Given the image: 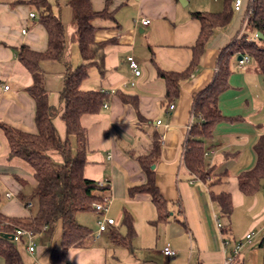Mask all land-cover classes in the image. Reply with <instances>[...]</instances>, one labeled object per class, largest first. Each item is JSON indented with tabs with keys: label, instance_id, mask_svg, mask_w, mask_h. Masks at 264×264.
<instances>
[{
	"label": "crops",
	"instance_id": "1",
	"mask_svg": "<svg viewBox=\"0 0 264 264\" xmlns=\"http://www.w3.org/2000/svg\"><path fill=\"white\" fill-rule=\"evenodd\" d=\"M19 1L28 0H0V213L28 220L35 213L31 200L34 171L26 161L10 156L9 141L1 124L37 133L36 103L27 92L33 85V77L19 61L16 48L28 45L44 51L48 34L39 17L30 16L35 7ZM49 1L63 21L67 38L65 60L41 65L49 103L59 106L65 61L76 67L81 57L78 45L72 41L75 27L69 0ZM91 1L95 11L107 13L93 21L98 28L96 41L107 43L106 72L101 76L97 68L93 67L96 71L91 68L83 87L107 93L109 101L100 113L83 117L89 136L84 176L97 182L108 180L107 195L113 197V204H122L123 208L115 215H111L112 209L108 214L116 220L115 226L97 238L92 236L86 248H71L68 263L224 264L236 243L246 242L247 234H252V240L258 239L259 245L264 236V188L246 195L238 179L256 166L255 146L264 135V75L254 60L243 68L238 65L239 58L232 60L229 88L219 96L223 119L205 140L206 153H209L205 155V165L206 169H213V179L204 182L192 174L184 158L189 133L197 122L194 96L214 82L221 50L247 32L245 10L250 0H243V7L235 10L228 26L214 30L199 64L181 82L180 95L171 112L166 102L167 84L159 76V70L183 72L190 66L194 57L192 47L201 30V23L193 13H220L225 9L226 0ZM143 19H149L150 23L144 25ZM249 34L250 39L256 40L254 33ZM130 56L138 62L140 76L130 66ZM119 92L135 96L137 105L124 102ZM55 124L64 138L65 123L58 117ZM157 133L161 151L159 157H153ZM49 155L54 161L63 162L59 152L52 151ZM148 156L153 161L159 191L167 203L168 221H158L159 212L150 195L133 197L129 192L131 187L147 182L139 158ZM221 177L222 181H218ZM223 191L230 193L234 206L230 231L225 235L218 228L217 220L222 228L229 221L211 196L212 192ZM29 201L34 204L31 208L26 207ZM94 215L98 222V214ZM130 220L134 234L128 239ZM77 221L88 224L84 213L77 215ZM241 223H244L242 233L238 231ZM91 230L92 234L96 233L98 224ZM61 237V225L38 233L34 252L28 250V242L24 240L18 245L24 263L51 264V252L60 246ZM257 243L246 242L240 255L243 264H264V249L256 248ZM166 246L177 254L165 256ZM0 260L5 264L2 257Z\"/></svg>",
	"mask_w": 264,
	"mask_h": 264
},
{
	"label": "trees",
	"instance_id": "2",
	"mask_svg": "<svg viewBox=\"0 0 264 264\" xmlns=\"http://www.w3.org/2000/svg\"><path fill=\"white\" fill-rule=\"evenodd\" d=\"M17 3L33 5L39 11V22L48 34L47 48L44 51L33 49L28 45L16 48L19 61L33 77V85L27 88V92L36 103L37 133H28L1 124L9 141L10 156L21 158L33 168L35 185L31 200L37 206V211L35 210L28 220L10 218L0 213V227H2L0 257L4 259L5 264H25L18 248L23 242L15 243L1 236L2 233L12 234L18 226L41 233L61 225V244L53 248L50 262L67 264L68 251L71 248H86L93 236L90 228L77 221V215L94 212L93 205L101 202L110 189V187H100L97 181L84 176L89 136L87 128L83 125L84 116L100 113L109 101L107 93L87 90L83 87L91 68H97L101 76L106 72L104 51L107 43L96 41L98 28L93 21L100 16H107V13L95 11L91 0H69L75 27L72 41L78 45L81 63L73 67L70 61H65L61 102L59 106H53L49 103V93L44 86L45 72L41 65L47 61L65 60L67 51L65 26L61 17L54 13L49 0H28ZM234 6L235 0H226L225 9L220 13H193V17L201 23V30L196 44L192 47L194 57L190 66L183 72L159 70V76L167 84L168 106L174 104L179 97L181 82L187 79L199 64L205 45L214 30L224 28L231 23L235 12ZM245 17L247 32L221 50L214 82L194 96V116L197 122L193 124L189 133L184 158L189 171L204 182H209L213 172V169H206L205 140L211 137L214 126L223 119L218 101L221 93L229 88L232 60L240 56H249L264 75V42L257 38V33L264 35V0L248 1ZM250 32L255 34L256 40L250 39ZM119 95L124 102L137 105L135 96L122 92H119ZM58 117L66 126L64 138L61 137L55 124ZM52 151L62 155V163L53 160L49 155ZM160 151L161 141L157 133L151 156L159 157ZM255 151L256 166L242 173L238 178L240 189L246 195H252L264 188V135L256 144ZM149 156L139 158L147 174V182L131 187L129 192L133 197L137 194L150 195L159 212L158 221H168L167 203L157 186L155 169L152 167L153 161ZM222 177L218 181H222ZM213 183L210 185L212 186ZM211 196L213 202L220 207L222 216L229 221L228 225L221 228L222 234L225 235L230 231V218L234 210L231 195L223 191L219 194L212 192ZM128 224L127 237L131 239L134 234L132 221H128ZM259 247L264 249V236ZM240 255L236 257L235 264H243Z\"/></svg>",
	"mask_w": 264,
	"mask_h": 264
},
{
	"label": "built area",
	"instance_id": "3",
	"mask_svg": "<svg viewBox=\"0 0 264 264\" xmlns=\"http://www.w3.org/2000/svg\"><path fill=\"white\" fill-rule=\"evenodd\" d=\"M251 2L254 0H250ZM243 7V0H235V10L236 11H240L241 8ZM32 18L35 17V14L32 13L30 15ZM247 20V19H246ZM150 23L149 19H143V24L144 25H148ZM128 61L130 63V66L132 67V69L135 72L136 76H140L141 75V70L139 68V64L138 62L134 59V57L130 56L128 57ZM252 59L249 56H241V59L238 60V65L240 68H243L245 66V64L251 62ZM6 89H9V86L5 87ZM105 107H108V105H106ZM175 105L174 104H170L168 107L169 112H171L172 110H174ZM161 122L158 121V124H160ZM184 152H186V149L184 150ZM209 153H206V155H208ZM213 177H209V181L212 180ZM100 187H109L110 186V182L108 180H104L101 182H98ZM11 195L9 194V197ZM113 204V197L111 195H107L103 198V200L101 202H97L93 205V209H94V213L98 214V230L96 233L93 234V236L95 238L101 236V234L107 232L109 230L110 227L115 226L116 225V220L114 218L109 217V212L111 210V205ZM33 202L29 201L26 204L27 208H31L33 207ZM217 226L219 229L222 228V224L220 223L219 220H217ZM2 227H0L1 230ZM14 239L13 241L15 243H22L24 242V240H26L28 242V250L30 252H34L36 250V245H35V237L38 235L37 232L27 229V228H23V227H15L14 232L12 233ZM252 234H247L246 236V242L247 243H251L252 242ZM246 242L241 241L236 243L235 247L230 251V253L228 254L224 264H235V259L236 257H238L241 252L242 249L244 247V245L246 244ZM225 245H228L227 241L225 240ZM163 253L165 254V256L167 257H173L177 254V252L175 250H173L170 246H166L163 250ZM69 264V263H67Z\"/></svg>",
	"mask_w": 264,
	"mask_h": 264
},
{
	"label": "rangeland",
	"instance_id": "4",
	"mask_svg": "<svg viewBox=\"0 0 264 264\" xmlns=\"http://www.w3.org/2000/svg\"><path fill=\"white\" fill-rule=\"evenodd\" d=\"M32 10H33V13H35V15H37V17H39V11L35 8V9H33L32 8ZM92 70H95V69H93L92 68ZM96 71V70H95ZM37 206L35 205L34 207H33V211L34 210H36L37 211ZM119 208H123L122 207V204H112L111 205V215H115V213L117 212V210L119 209ZM85 214V216H86V220H87V223L88 224H85V226H87L88 228H90V229H93V228H95L96 226H97V221H96V217H95V215H94V213H92V212H87V213H84ZM115 217H117V215L115 216ZM95 226V227H94ZM238 231H240V233H242L243 231H244V223H241V225L239 226V228H238ZM96 232V231H95ZM262 236H260V238H261ZM260 238H259V240H260ZM237 239L239 240V239H241V234H240V236H238L237 237ZM257 240L258 239H256L255 237H254V240H252V241H254L255 243H257ZM259 245H258V243H257V247L256 248H259L258 247ZM0 264H2V261L0 260ZM4 264V263H3Z\"/></svg>",
	"mask_w": 264,
	"mask_h": 264
},
{
	"label": "water",
	"instance_id": "5",
	"mask_svg": "<svg viewBox=\"0 0 264 264\" xmlns=\"http://www.w3.org/2000/svg\"><path fill=\"white\" fill-rule=\"evenodd\" d=\"M181 2L182 3H184V1L183 0H181ZM257 38L259 39V40H261V41H263L264 42V35L262 34V33H257ZM241 59V56L239 57V60ZM1 236H3V237H5V238H9L10 240H13L14 239V237H13V235L12 234H1Z\"/></svg>",
	"mask_w": 264,
	"mask_h": 264
}]
</instances>
